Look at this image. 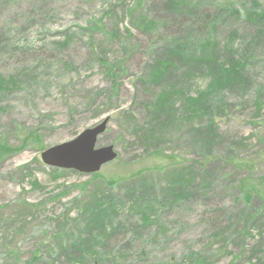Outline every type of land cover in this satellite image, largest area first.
Here are the masks:
<instances>
[{"label":"rangeland","instance_id":"374dc122","mask_svg":"<svg viewBox=\"0 0 264 264\" xmlns=\"http://www.w3.org/2000/svg\"><path fill=\"white\" fill-rule=\"evenodd\" d=\"M185 1L192 12L174 19L164 0H144L137 22L129 12L137 0L0 3V76L20 83L0 96V264H88L96 255L95 264H264V107L256 116L255 104L264 95V28L246 16L264 0ZM142 14L164 31L140 25ZM210 41L221 62L227 50H251L249 85L223 94L220 111L212 100L211 120L182 124L192 118L186 100L209 83L185 60L196 63ZM176 46L183 65L174 80L150 85L152 67ZM173 85L182 98L147 149L140 132L158 126L150 112ZM107 119L97 148L113 146L116 160L94 175L54 177L41 154ZM209 126L218 145L201 152ZM183 171L197 177L180 191L170 173ZM243 182L256 190L250 200ZM141 199L154 214L137 227Z\"/></svg>","mask_w":264,"mask_h":264},{"label":"trees","instance_id":"16d2710c","mask_svg":"<svg viewBox=\"0 0 264 264\" xmlns=\"http://www.w3.org/2000/svg\"><path fill=\"white\" fill-rule=\"evenodd\" d=\"M5 0H0V3H2ZM165 6L168 8L169 12L173 15L172 18L175 19V17H186L192 12L193 6L188 4L185 0H164ZM144 0H137L136 5L131 9L130 14L132 17V22H137L135 20V14L137 11L142 10ZM114 7V6H113ZM246 16L249 20H255L257 22H261V26L264 28V10H256V11H246ZM185 19V18H183ZM138 23L140 25H143L145 27L151 28L150 32H163L164 28H166L165 24L161 23V20L152 18L149 21L148 17L146 15H140L138 17ZM189 22V21H188ZM215 22V21H214ZM206 24V23H205ZM209 24V23H208ZM207 24V25H208ZM193 26V25H192ZM211 31H213V28L211 27ZM128 46L134 47V43L130 40L127 41ZM209 46L205 48L206 53L204 52L201 54V58L197 59L196 63L194 62L195 59H188L186 61V66L190 69L195 71H201L199 76H205L209 79L208 86L205 91H202L198 94V96L193 98H188L185 102V108H186V114L188 115L187 118H191V120H185L181 121L182 124H190L195 121H202L205 116H209L211 120L212 116L214 115L215 110H212L208 108L212 105V100L218 101V108L217 111L222 110L223 106L221 104L224 103V95H226L229 91L233 90V88L240 89L245 91L247 86L249 85L248 79H247V69H248V60L246 58L247 54H252L245 51L244 54L238 56L236 52L232 53L231 51L227 50V54H230L231 58H225L222 62L220 61V57L218 55L217 46L213 45L211 41L209 42ZM247 49V48H246ZM182 50L179 46H176L175 48L171 49H165V52L162 56V61H157L154 66L151 69L150 75L147 77L149 84L159 85L162 82H165V80H169L170 77L174 75V73H177L181 65H183V60H181ZM202 51V50H201ZM201 51H197V53H201ZM236 56V60L234 57ZM181 62V63H177ZM174 80V79H173ZM173 80H169L166 83H171ZM18 84H20L15 78L9 77H1L0 76V96L2 94H5L8 92L11 88L17 87ZM174 87L171 89L170 87L164 91H162L160 94H158L155 104L152 108V111L150 114L154 116V120L158 121V126L155 125V127H152L150 129H144L140 132L141 136L138 138V142L141 146H144L145 148H150L152 146V141H158L157 138H155V132L158 127H161L164 123L161 122L163 118L169 113H173L175 111V106L177 101L175 99H178L179 97L182 98V96L179 95V90L177 85H173ZM177 89H176V88ZM182 91V90H181ZM224 94V95H223ZM184 97V95H183ZM256 116L261 115L263 112L264 107V95L260 93L259 97H256ZM221 101V104L219 103ZM212 108V107H211ZM171 119V118H168ZM173 120H176L173 118ZM189 121V122H188ZM219 135H217L216 128L213 126H209L206 133L202 135L200 138V144L202 145L201 152L203 151H211L216 149L218 143L217 138ZM33 144V143H32ZM35 144V143H34ZM27 145V143H23V146ZM19 149V147H18ZM20 150V149H19ZM74 172V171H72ZM65 170H59V169H52V175L54 177L65 175ZM210 175L208 173L203 175L202 181L204 186H208V180L210 181ZM197 175L188 172H176V173H170V180L169 184L172 187L181 186V189H187L189 187L194 186V181L196 179ZM208 179V180H207ZM36 184V183H35ZM241 191L244 196H246L247 200H250L251 195L250 192L254 191L255 188L249 183L248 185H245L243 182L241 185ZM256 191V190H255ZM257 193V192H256ZM260 195V192L257 193ZM96 196H100L99 192H97L95 195H93V199H95ZM264 198L263 196H261ZM145 199V198H144ZM142 199L138 202V206L144 210V214L139 216L138 215V225L137 227H144L148 226L152 221L150 220L151 213L154 214V211H152V204L142 203ZM133 211V209H132ZM102 230L104 231V225H101ZM165 230L163 231V236H166ZM90 246L87 245L86 248H89ZM61 249H64V247H61ZM87 250V249H86ZM85 249L82 250L80 253L86 251ZM79 253V250L77 251ZM78 253L74 255H70L68 260H73L78 257ZM92 255V253H91ZM80 257L83 260H86L88 256L82 254ZM98 256H94L93 259H91L90 263L88 264H95V259H97ZM86 264V263H84ZM167 264V263H165Z\"/></svg>","mask_w":264,"mask_h":264},{"label":"water","instance_id":"95a60500","mask_svg":"<svg viewBox=\"0 0 264 264\" xmlns=\"http://www.w3.org/2000/svg\"><path fill=\"white\" fill-rule=\"evenodd\" d=\"M108 119L93 129L83 131L74 140L51 147L41 154L50 168L94 175L117 158L113 146L97 148L99 138L106 132Z\"/></svg>","mask_w":264,"mask_h":264}]
</instances>
